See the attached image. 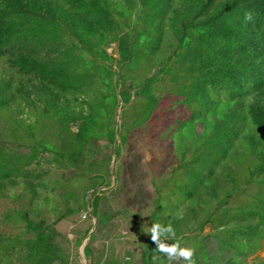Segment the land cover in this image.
I'll return each instance as SVG.
<instances>
[{
  "label": "trees",
  "instance_id": "obj_1",
  "mask_svg": "<svg viewBox=\"0 0 264 264\" xmlns=\"http://www.w3.org/2000/svg\"><path fill=\"white\" fill-rule=\"evenodd\" d=\"M112 44L118 59L107 53ZM2 64L11 74L0 79V196L22 185L32 205L49 188L41 179L49 161L63 170L57 183H88L82 205L60 218L87 211L89 191L97 218L106 193L97 190L112 184L106 159H95L96 143L119 138V158L131 128L127 109L135 106L139 127L167 106L173 131L189 130L191 140L193 123L206 124L192 159L179 157L185 179L179 198L198 202L207 193L211 199L204 208L196 204L202 213L196 229L213 226L218 245L241 257L256 248L264 235V0H0V71ZM17 103L39 118L22 126L11 113ZM238 191L245 196L230 206ZM68 198L76 200L73 193ZM162 212L158 205L154 222ZM16 213L33 234L22 242L26 264H69L51 226L28 211ZM237 236L246 240L242 251L232 244ZM147 251L144 264L162 255L147 262ZM85 256L87 264H101L89 245Z\"/></svg>",
  "mask_w": 264,
  "mask_h": 264
},
{
  "label": "rangeland",
  "instance_id": "obj_2",
  "mask_svg": "<svg viewBox=\"0 0 264 264\" xmlns=\"http://www.w3.org/2000/svg\"><path fill=\"white\" fill-rule=\"evenodd\" d=\"M106 50L109 55L118 59L116 44ZM10 74L11 72L6 70V64H2L0 79L7 78ZM132 82L128 81L126 84ZM165 89H168L167 86ZM166 107H159L151 119L139 127L135 126L138 119L137 109H134L135 106L127 109L124 122L131 128L119 158L115 156L116 145L120 144L119 138L114 145L107 143V140L96 143L95 148L100 147V155L95 156V159H106V170L108 168L110 171L108 179L112 186L97 190L106 193L100 194L102 198L99 201V216L94 217V220L88 209L64 219L60 218L69 207L78 208L82 205L88 183L75 180L67 184L57 183L63 170L49 161L42 166L46 174L41 177L49 188L41 189L32 205L29 204L30 199L25 195L22 185L10 188L0 196V264H26V250L22 242L32 238L33 234L27 231L25 223L17 217V211H28L32 220H44L52 227L56 246L69 264H80L79 248L84 240L80 244L79 241L93 224V238H90L87 245L94 261L100 258L101 264H144L143 254L152 242L147 231L154 222L152 215L158 205L163 208L160 224L170 225L174 221L172 229L182 231L178 236L173 230L171 236L162 238V243L193 248L194 259L202 264H220L231 258L245 264H259L264 261V235L256 248L246 251V256L241 257L218 245V241L214 239L217 231L213 226L206 225L201 231L196 229L202 218L201 208L196 207V204L204 208L203 203L211 199L207 193L197 200L198 202L179 198V191L185 186V179L181 180L184 170L180 166L179 157L184 155L185 162L192 159L198 147L195 141L198 142L197 137L204 135L206 124L200 121L193 123L194 136L191 140L189 130L180 134L173 131L176 124L171 126L170 121L165 118L167 114L163 112ZM11 111L24 127L39 118L36 112L23 104L13 105ZM116 120L120 125V117L117 116ZM3 122L4 120L1 124ZM8 146L18 150L15 143H8ZM19 151L24 153L27 150L23 148ZM69 172L65 175L71 178ZM221 182L224 187H230L227 179ZM68 193H73L77 201L69 200ZM250 193L252 194V191ZM92 194L93 191H89L85 200ZM244 196L245 194L238 191L236 200L230 199V206H234L235 202L242 200ZM192 209L196 212L195 217L190 214ZM219 240L224 241L225 238L220 236ZM242 241L246 242L237 236L232 244L242 251ZM147 252V262H151V254L160 253L155 246ZM156 261L154 264H185L182 259H169L164 253Z\"/></svg>",
  "mask_w": 264,
  "mask_h": 264
},
{
  "label": "clouds",
  "instance_id": "obj_3",
  "mask_svg": "<svg viewBox=\"0 0 264 264\" xmlns=\"http://www.w3.org/2000/svg\"><path fill=\"white\" fill-rule=\"evenodd\" d=\"M147 233L157 245V250L164 253L172 260L182 259L185 264H196L194 259L195 250L191 247H179L178 244L166 245L161 242L162 238H168L173 234L171 226L161 225L159 222H153Z\"/></svg>",
  "mask_w": 264,
  "mask_h": 264
},
{
  "label": "water",
  "instance_id": "obj_4",
  "mask_svg": "<svg viewBox=\"0 0 264 264\" xmlns=\"http://www.w3.org/2000/svg\"><path fill=\"white\" fill-rule=\"evenodd\" d=\"M122 105H123V103L121 102V106H122ZM120 112H121V107L118 109V117H119V115H120ZM88 199H89V195H88V197H87V199H86V200H87V201H86V203H87V209H88V211H89L90 216H91L92 219L94 220L95 218H94L93 213H92V210H91V208H90V202H89ZM94 229H95V227H94V224H93L90 233L88 234V236L86 237V239L83 241V243L81 244V246H80V248H79V260H80V264H87V259H86V256H85V248H86V246H87V242L90 240L91 235H92L93 232H94Z\"/></svg>",
  "mask_w": 264,
  "mask_h": 264
}]
</instances>
